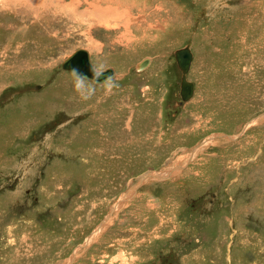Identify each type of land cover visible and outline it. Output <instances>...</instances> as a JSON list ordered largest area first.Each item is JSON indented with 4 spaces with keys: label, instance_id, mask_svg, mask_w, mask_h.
<instances>
[{
    "label": "rangeland",
    "instance_id": "obj_1",
    "mask_svg": "<svg viewBox=\"0 0 264 264\" xmlns=\"http://www.w3.org/2000/svg\"><path fill=\"white\" fill-rule=\"evenodd\" d=\"M121 1H0V264H264V0Z\"/></svg>",
    "mask_w": 264,
    "mask_h": 264
},
{
    "label": "water",
    "instance_id": "obj_2",
    "mask_svg": "<svg viewBox=\"0 0 264 264\" xmlns=\"http://www.w3.org/2000/svg\"><path fill=\"white\" fill-rule=\"evenodd\" d=\"M175 57L178 66L182 71L180 88L181 98L182 100L188 101L194 93L193 83L187 79V72L189 71L192 61V51L188 46L179 48L175 51ZM63 68L75 73L78 77L89 79L95 83H104L115 77V73L112 68H108L103 71L95 69L90 60L89 52L84 48L77 49L68 58H66L63 61ZM184 167L185 166H181L177 171L182 170ZM175 168L178 167L174 166L172 169ZM175 174L177 175L178 173ZM174 175L171 174L168 175V177H173Z\"/></svg>",
    "mask_w": 264,
    "mask_h": 264
},
{
    "label": "bare ground",
    "instance_id": "obj_3",
    "mask_svg": "<svg viewBox=\"0 0 264 264\" xmlns=\"http://www.w3.org/2000/svg\"><path fill=\"white\" fill-rule=\"evenodd\" d=\"M1 1V0H0ZM21 1H24V2H21ZM56 1V0H55ZM58 1V0H57ZM57 1L56 2H54V0H51V2H49V1H45V0H2V11L3 12H5L6 13V10L8 9L9 10V12H11V13H13V11H15L12 7H14V6H19V5H21V4H24L21 8H22V10H23V12H29V10L32 12V11H38L40 8L42 9V6L45 4V3H47V4H51L50 6H53V7H55L54 5H55V3H57ZM62 1H64V0H60V2H62ZM73 1V0H72ZM101 1V0H100ZM114 1V4L116 5V4H119V3H123L121 0H105V2L107 3V2H113ZM124 1V0H123ZM99 2V1H98ZM104 2V3H105ZM0 3V4H1ZM75 3V2H74ZM73 3V4H74ZM88 3V2H87ZM94 3H95V1H94ZM99 3H102V2H99ZM57 4H59V3H57ZM61 4V3H60ZM59 4V5H60ZM64 4V3H63ZM96 4V3H95ZM62 5V4H61ZM123 5H124V3H123ZM46 6V5H45ZM58 5H56V7H57ZM73 6V5H72ZM79 6V5H78ZM95 6V5H94ZM98 6H99V4L96 6L97 8H98ZM107 6V5H106ZM105 6V7H106ZM125 6V5H124ZM52 7V8H53ZM61 7V6H60ZM60 7H58L59 9H60ZM64 7H66V9H67V5H63V10H64ZM95 7V8H96ZM121 7V6H120ZM123 7V6H122ZM128 7V6H127ZM5 10H4V9ZM18 8V7H17ZM49 8V7H48ZM51 8V7H50ZM50 8H49V10H50ZM57 8V9H58ZM69 8V7H68ZM104 8V7H103ZM16 9V8H15ZM47 9V8H46ZM56 9V8H55ZM70 9V8H69ZM75 9H77V7H75ZM74 9V12H76V10ZM89 10H90V12L92 13V15L91 14H89L88 13V15L86 14V15H84V16H88V18H91V17H95L96 16V10L94 9V10H92L91 9V7H90V5H89V8H88ZM100 9H102V8H100ZM99 8H98V12H100L101 10H100ZM113 7L112 8H110V14L108 15V14H106V15H108V18H113L112 17V15H113V12H115L114 14H116V15H119V14H117V12L118 11H120L119 10V6H117L116 5V7L113 9ZM122 9V8H121ZM11 10V11H10ZM48 10V11H49ZM52 10V9H51ZM50 10V11H51ZM61 10V9H60ZM60 10H56L57 12H58V14H59V12H61L60 14H62L63 12L62 11H60ZM100 10V11H99ZM109 10V9H108ZM131 10V9H130ZM103 11H105V10H103ZM121 11H123V10H121ZM30 12V13H31ZM47 12V11H46ZM45 12V13H46ZM52 13H53V11H51ZM69 12H70V10H69ZM85 12H89V11H85ZM84 12V13H85ZM44 13V14H45ZM66 13V12H65ZM108 13V12H107ZM121 13V12H120ZM23 14V13H22ZM25 14V13H24ZM43 14V13H42ZM42 14H40V15H42ZM122 14V13H121ZM16 15V14H15ZM19 15V14H18ZM33 15V14H32ZM39 14H35V17L36 18H41V16H40ZM55 15H56V13H55ZM64 15V14H63ZM62 15V16H63ZM67 15H69V13L67 14ZM79 15V14H78ZM99 15V14H98ZM25 16V15H24ZM34 16V15H33ZM77 16V15H76ZM81 16V15H80ZM121 16H123L124 17V14H122V15H120V18H121ZM127 16V15H126ZM129 16H130V14H129ZM59 17V16H58ZM73 17V16H72ZM135 17V16H134ZM26 18V17H25ZM53 18V17H52ZM60 18V17H59ZM73 18H75V17H73ZM72 18V19H73ZM97 18H98V16H97ZM103 18L105 19V18H107L105 15H103ZM107 18V19H108ZM69 19V18H68ZM78 19V18H77ZM100 19V18H99ZM118 19V18H117ZM126 19H128V18H126ZM70 20V19H69ZM75 21H76V19H74ZM78 20H80V19H78ZM87 20V19H86ZM131 20V19H130ZM8 27V26H7ZM138 29V28H137ZM192 51V50H191ZM89 55H90V53H89ZM193 52H192V61H191V65H190V67H192V63H193ZM91 60V59H90ZM150 64V60L149 59H147V60H144L141 64H140V67H142V68H146L148 65ZM178 64V63H177ZM62 66H63V64H62ZM94 66V65H93ZM64 69V68H63ZM65 71H68V72H70V73H73V72H71V71H69V70H67V69H64ZM114 70V73H115V77H117V72H116V70L115 69H113ZM189 70H191L190 68H189ZM182 72V71H181ZM74 75H76L75 73H73ZM77 76V75H76ZM78 77V76H77ZM115 77H113V78H115ZM81 78V77H80ZM83 79H86V78H83ZM188 79V78H187ZM86 80H89V79H86ZM97 84H100V83H97ZM102 84V83H101ZM194 88V87H193ZM194 94V93H193ZM180 96H181V94H180ZM182 99V98H181ZM190 100H188V101H185V100H182L181 101V105L182 104H186V103H188ZM257 123V122H256ZM261 123V122H260ZM254 124V123H253ZM179 169V168H178ZM177 170H175L174 172H176ZM171 174L172 175H174L175 173H173V172H171ZM171 174H169V173H159V174H153V176L154 177H160V176H162L163 178L164 177H168V175H171ZM145 182H148L147 180H145ZM126 199V198H125ZM105 223H106V221L103 223V224H101L100 225V227H103L104 225H105ZM89 243V240H87V242L85 243V244H88Z\"/></svg>",
    "mask_w": 264,
    "mask_h": 264
},
{
    "label": "clouds",
    "instance_id": "obj_4",
    "mask_svg": "<svg viewBox=\"0 0 264 264\" xmlns=\"http://www.w3.org/2000/svg\"><path fill=\"white\" fill-rule=\"evenodd\" d=\"M83 85H84L83 78L78 77L77 80L75 81V89L77 91H79L83 87ZM107 86H108L109 89L111 88V84L110 83Z\"/></svg>",
    "mask_w": 264,
    "mask_h": 264
}]
</instances>
